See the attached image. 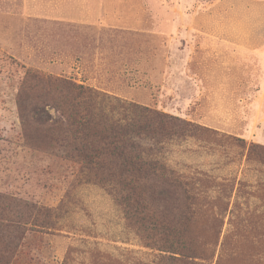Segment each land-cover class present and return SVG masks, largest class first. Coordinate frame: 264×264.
<instances>
[{"label": "rangeland", "instance_id": "1", "mask_svg": "<svg viewBox=\"0 0 264 264\" xmlns=\"http://www.w3.org/2000/svg\"><path fill=\"white\" fill-rule=\"evenodd\" d=\"M27 68L97 91L103 119L146 106L193 122L137 141L188 182L207 214L196 228L223 220L206 264H264V164L247 156L264 146V0H0V210L20 224L6 264L160 262L126 224L119 186L63 146L23 142Z\"/></svg>", "mask_w": 264, "mask_h": 264}, {"label": "trees", "instance_id": "2", "mask_svg": "<svg viewBox=\"0 0 264 264\" xmlns=\"http://www.w3.org/2000/svg\"><path fill=\"white\" fill-rule=\"evenodd\" d=\"M97 97V91L73 77L25 69L16 95L23 142L44 151L63 146V156H78L100 181L119 186L126 224L162 254L153 264H206V257L215 255L223 220L196 228L192 220L207 214L196 211L188 182L165 162L148 157L137 141L186 134L194 123L146 106H139L137 117L132 110V116L103 119ZM247 156L264 164V146L251 142ZM19 225L0 210V264L15 252L9 231Z\"/></svg>", "mask_w": 264, "mask_h": 264}]
</instances>
